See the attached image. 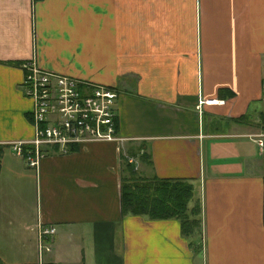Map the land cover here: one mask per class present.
<instances>
[{
  "label": "crops",
  "instance_id": "crops-1",
  "mask_svg": "<svg viewBox=\"0 0 264 264\" xmlns=\"http://www.w3.org/2000/svg\"><path fill=\"white\" fill-rule=\"evenodd\" d=\"M31 60L113 87L125 138L30 166ZM263 127L264 0H0V264H264ZM131 165L200 223L123 210Z\"/></svg>",
  "mask_w": 264,
  "mask_h": 264
},
{
  "label": "built area",
  "instance_id": "built-area-1",
  "mask_svg": "<svg viewBox=\"0 0 264 264\" xmlns=\"http://www.w3.org/2000/svg\"><path fill=\"white\" fill-rule=\"evenodd\" d=\"M24 68L22 85L33 101L35 134L16 141L14 149L24 153L30 166L38 168L50 150L68 152L95 141L125 138L118 133V93L113 87L45 69L35 60ZM249 136L264 155V127ZM45 231L54 233L55 227Z\"/></svg>",
  "mask_w": 264,
  "mask_h": 264
},
{
  "label": "trees",
  "instance_id": "trees-1",
  "mask_svg": "<svg viewBox=\"0 0 264 264\" xmlns=\"http://www.w3.org/2000/svg\"><path fill=\"white\" fill-rule=\"evenodd\" d=\"M2 152L3 146L0 145V163ZM133 167L130 166V175L122 178L123 210L139 214L148 213L153 217H180L183 224L189 227L200 223L199 200L192 207L189 206L195 190L192 182L185 178H144L139 176Z\"/></svg>",
  "mask_w": 264,
  "mask_h": 264
}]
</instances>
